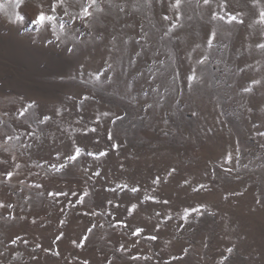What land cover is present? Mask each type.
<instances>
[{"label": "rangeland", "instance_id": "1", "mask_svg": "<svg viewBox=\"0 0 264 264\" xmlns=\"http://www.w3.org/2000/svg\"><path fill=\"white\" fill-rule=\"evenodd\" d=\"M175 2L0 0V264H264V0Z\"/></svg>", "mask_w": 264, "mask_h": 264}, {"label": "snow or ice", "instance_id": "2", "mask_svg": "<svg viewBox=\"0 0 264 264\" xmlns=\"http://www.w3.org/2000/svg\"><path fill=\"white\" fill-rule=\"evenodd\" d=\"M22 2V0H17V4L19 5L20 3ZM65 0H54V3L51 5V12H55L56 10V4L59 3V4H64ZM204 4H209L210 3V0H203ZM92 3H95V0H92ZM181 3V0H176L175 4L173 5V7H178ZM42 7V6H41ZM83 12H84V15L85 16H88L90 15V13L88 12V8L85 7L83 9ZM67 14V13H65ZM215 18V17H214ZM220 19H224V17H219ZM17 20H23V17L22 16H17ZM55 20V16L54 15H51V14H47L46 12L44 11H40L36 18L34 20H32V23L34 25H36L38 27V30L43 28L44 25H45V22L46 21H54ZM237 20V17L236 16H230L228 18V22H233V21H236ZM259 21L261 23H264V11H261L260 12V16H259ZM54 26V25H53ZM60 27L63 28L64 27V24L61 23L60 24ZM215 36V33H213V37ZM208 44L211 45L212 43V38H209L208 39ZM258 47L260 48H264V44H260L258 45ZM189 79H195V75L193 74V76L189 77ZM253 83H259V81H253ZM246 91H249L250 89H245ZM92 131H95V129H92ZM111 138V137H110ZM80 152H81V149L79 148H76L75 150V154L70 156V157H67L68 159L70 160H75L79 155H80ZM89 155H93V153H89ZM99 155H105V153H99ZM7 175L10 177L12 175V173H7ZM126 187V186H125ZM131 191L133 192H136L138 191V189L136 188H132ZM50 195H52V193H49ZM60 193H56V195H59ZM0 206H3V205H0ZM136 208V205H132V209H135ZM192 211H197V209H193ZM118 223H122V222H118ZM143 230L141 228H137L135 230V232H133V235H138L142 232ZM59 239V237H58ZM86 239V238H85ZM151 239H156L155 236L151 237ZM15 241H13L14 243ZM75 243V242H74ZM229 251H231V249H229ZM85 264H87V262H85Z\"/></svg>", "mask_w": 264, "mask_h": 264}]
</instances>
